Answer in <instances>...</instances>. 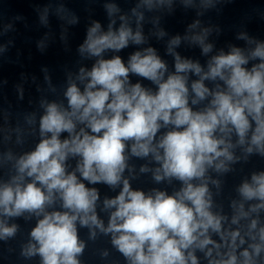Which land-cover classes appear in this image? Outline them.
<instances>
[{
	"label": "clouds",
	"instance_id": "obj_1",
	"mask_svg": "<svg viewBox=\"0 0 264 264\" xmlns=\"http://www.w3.org/2000/svg\"><path fill=\"white\" fill-rule=\"evenodd\" d=\"M225 2L180 0L197 17ZM174 3L136 0L129 13L106 2L107 28L92 20L76 49L91 66L67 74L61 99L42 98L38 117L25 115L38 137L34 147L0 153V167L11 165L0 178V241L16 237V219L34 221L21 245L24 259L82 264L87 242L79 231L87 229L88 240L110 237L125 264H264V169L235 186L227 210L216 199L236 164L264 159V40L240 32L246 47L216 50L208 42L213 28L195 19L167 41L170 67L155 47L140 46L148 41L146 14L171 13ZM37 12L50 28V7ZM55 15L69 26L79 22L62 3ZM12 29L6 24L0 35ZM67 32L62 25L65 44ZM152 34L162 39L167 32L157 27ZM49 39L46 32L37 41L41 52ZM182 42L199 47L206 61L182 56L176 51ZM130 46L136 50L125 59L120 53ZM6 51L0 45V54ZM16 87L23 100V86ZM14 131L22 144L21 129ZM133 159L144 161L138 171ZM142 174L156 186L134 187ZM99 186L112 194L101 198Z\"/></svg>",
	"mask_w": 264,
	"mask_h": 264
},
{
	"label": "water",
	"instance_id": "obj_2",
	"mask_svg": "<svg viewBox=\"0 0 264 264\" xmlns=\"http://www.w3.org/2000/svg\"><path fill=\"white\" fill-rule=\"evenodd\" d=\"M106 2H114L123 12L130 13L136 0H0V33L3 32L4 25L9 23L13 25L12 30L0 35V45H7V51L0 54V129L3 130L0 131V153L10 149L13 153L20 154L34 147L38 137L31 133L25 123V115L35 112L38 117L42 111L39 107L42 98L61 99L66 87L67 74L75 75L79 67L91 66L92 61L82 59L76 49L83 42L86 29L92 20H98L105 29L107 28L109 21L103 7ZM61 3L78 17L79 22L76 25H66L56 17L55 10ZM46 6L50 7V28H45L39 23L37 9L42 10ZM17 16L23 19H15ZM155 17H160L157 27L167 32L162 39H157L152 34L157 30L151 22ZM195 19L201 20L202 27L213 28L208 42L213 43L216 50L220 48L227 50L229 44L246 47L245 41L237 39V34L240 32L264 40V0H230L206 11L201 17H197L194 10L183 8L180 0H175L171 13L157 11L146 14L144 33L148 41L146 45L140 47L149 45L155 47L158 54L167 60L171 67L173 58L166 54L167 41L177 34L183 36L187 26ZM62 25L68 29L67 44L60 40ZM216 28H219V32L215 30ZM46 32L50 36L49 46L41 52L36 43ZM134 50L136 46H130L120 54L127 59ZM176 51L182 56L198 59L202 64L207 59L201 55L199 47H190L185 42H182ZM44 68L48 70L55 92L44 80L42 71ZM3 81L7 83H2ZM17 85L23 86V100L19 99ZM17 127L21 129L22 144L16 143L17 133L14 129ZM5 135H11V139L6 140ZM131 162L137 166V171L139 165L144 163L136 159ZM10 167V164L0 167V178L7 179ZM234 167L235 172L222 177L223 193L216 197L218 202L224 203L225 210L229 198L236 195L235 186L251 171L264 169V159L252 156L247 163H238ZM133 185L144 189L156 186L150 174L140 175L133 181ZM99 187L101 198L112 194L106 186ZM101 215L107 222L106 215ZM14 222L20 225V230L16 237L6 242L0 241V264H39V257L24 259L20 255L21 245L27 242L34 221L25 222L23 218H18ZM79 234L87 242L85 253L81 258L82 264H125L124 258L111 246L110 237L98 235L95 241H91L88 240L87 229H80ZM105 249L108 250L109 255L102 258L101 252Z\"/></svg>",
	"mask_w": 264,
	"mask_h": 264
}]
</instances>
